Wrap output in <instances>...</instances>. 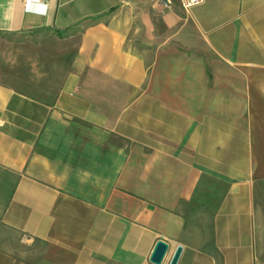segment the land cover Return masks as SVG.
Returning <instances> with one entry per match:
<instances>
[{"label":"crops","instance_id":"crops-1","mask_svg":"<svg viewBox=\"0 0 264 264\" xmlns=\"http://www.w3.org/2000/svg\"><path fill=\"white\" fill-rule=\"evenodd\" d=\"M165 1L0 0V36L76 43L53 101L0 84L1 224L35 264H151L160 239L162 264H264V0ZM213 198L209 252L180 210Z\"/></svg>","mask_w":264,"mask_h":264},{"label":"rangeland","instance_id":"rangeland-1","mask_svg":"<svg viewBox=\"0 0 264 264\" xmlns=\"http://www.w3.org/2000/svg\"><path fill=\"white\" fill-rule=\"evenodd\" d=\"M75 48V41L46 34L1 35L0 84L34 99L51 102L70 69ZM209 184L222 190L219 182L212 180ZM14 185L15 176L0 169V251L12 261L35 264L42 245L1 224V216ZM210 201L207 204L183 205L180 211L185 217L184 240L212 252L210 220L218 199Z\"/></svg>","mask_w":264,"mask_h":264},{"label":"water","instance_id":"water-1","mask_svg":"<svg viewBox=\"0 0 264 264\" xmlns=\"http://www.w3.org/2000/svg\"><path fill=\"white\" fill-rule=\"evenodd\" d=\"M168 250H169L168 244L161 239L158 240L155 243V246L149 256V262L151 264H162L166 258ZM182 251H183L182 246L180 245L177 246L168 264H177L181 257Z\"/></svg>","mask_w":264,"mask_h":264},{"label":"built area","instance_id":"built-area-1","mask_svg":"<svg viewBox=\"0 0 264 264\" xmlns=\"http://www.w3.org/2000/svg\"><path fill=\"white\" fill-rule=\"evenodd\" d=\"M37 1V2H36ZM179 2V4L181 5L182 9L185 11V12H188L190 9L196 7V6H199L203 3V0H177ZM171 4V1L170 0H167L164 2V5L166 7H169ZM32 5H41L43 6L42 3H40V0H25V11H31V6Z\"/></svg>","mask_w":264,"mask_h":264}]
</instances>
